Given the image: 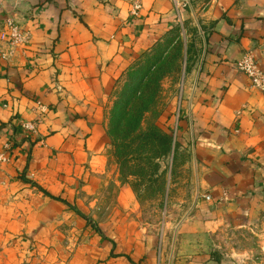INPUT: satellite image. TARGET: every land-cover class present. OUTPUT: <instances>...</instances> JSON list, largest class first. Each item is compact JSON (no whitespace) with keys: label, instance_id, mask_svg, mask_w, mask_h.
<instances>
[{"label":"crops","instance_id":"crops-1","mask_svg":"<svg viewBox=\"0 0 264 264\" xmlns=\"http://www.w3.org/2000/svg\"><path fill=\"white\" fill-rule=\"evenodd\" d=\"M130 10L129 0H0V30L13 16L30 34L11 56L0 41V155L13 143L0 160V264H239L232 249L213 262L228 228L257 235L264 250V92L235 66L252 51L264 68V0H143L138 16ZM180 26L198 38L185 51L200 65L178 139L193 145L196 201L169 250L168 222L138 213L132 230L117 212L96 216L94 192L105 102ZM20 121L37 123L46 146L25 140Z\"/></svg>","mask_w":264,"mask_h":264},{"label":"rangeland","instance_id":"rangeland-1","mask_svg":"<svg viewBox=\"0 0 264 264\" xmlns=\"http://www.w3.org/2000/svg\"><path fill=\"white\" fill-rule=\"evenodd\" d=\"M171 35L120 77L116 90L105 102L101 123L106 137L102 151L105 158L101 162L104 170L102 166L96 171L98 188L94 192L99 197L94 205L96 216H102L104 210L117 212V219L122 218L124 227L132 230L138 229V213L143 223L157 228L168 222L169 250L174 228L196 201L193 145L190 138L184 146L177 141L183 109L191 110L200 65L193 53L190 57L185 54L188 47L192 49L191 40H198L195 28L180 26ZM0 41L3 43L1 52L17 49L1 38ZM184 94L187 95L186 107L180 105ZM43 108L46 111V107ZM23 122L27 121H20L19 127L24 139L32 143L38 140L46 146L45 140L35 136L37 123L28 121L36 126L35 130L28 131L22 126ZM14 143L16 145V140ZM12 147V142L6 143L8 153L1 154L0 160H10L7 155ZM126 196L131 197V202H117L118 198ZM95 221L99 225L103 220ZM114 224L118 225L119 221H112L113 229L117 227ZM258 239L250 231L228 228L216 239L218 247L211 253L213 262L231 256L232 249L239 264H264V250Z\"/></svg>","mask_w":264,"mask_h":264},{"label":"built area","instance_id":"built-area-1","mask_svg":"<svg viewBox=\"0 0 264 264\" xmlns=\"http://www.w3.org/2000/svg\"><path fill=\"white\" fill-rule=\"evenodd\" d=\"M131 2L130 14L138 16L143 8V0H129ZM5 28L0 32V38L7 41L11 47H20L28 43L30 34L13 17L9 16L4 21ZM13 51H7L4 56H11ZM236 68L244 73L251 81L252 85L264 92V68L260 65L257 57L252 51L245 52L240 59L235 62ZM22 126L28 130H35L33 122H23ZM209 200L211 197L206 196Z\"/></svg>","mask_w":264,"mask_h":264},{"label":"trees","instance_id":"trees-1","mask_svg":"<svg viewBox=\"0 0 264 264\" xmlns=\"http://www.w3.org/2000/svg\"><path fill=\"white\" fill-rule=\"evenodd\" d=\"M172 30L175 31L176 29H171L170 31H172ZM170 31H169V32H170ZM168 37H169V36H168ZM168 37H167L166 39H168ZM166 39H165V40H166ZM165 40H164V41H165ZM160 44H161V43H160ZM158 45H159V44H158ZM153 50H154V49H153ZM189 51H190V47H188L187 53H189ZM150 53H152V52H150ZM148 54H149V53H144V55H143L142 57H144V56H146V55H148ZM187 55H189V54H187ZM142 57H141V58H142ZM166 134L169 135V136H172V135H170L169 133H166ZM166 137H167V136H166ZM167 138H170V139H171L172 137H167ZM177 142H179V141H177ZM46 193H47V191H46ZM47 194H48V193H47Z\"/></svg>","mask_w":264,"mask_h":264}]
</instances>
